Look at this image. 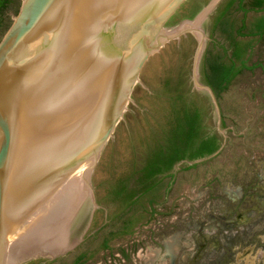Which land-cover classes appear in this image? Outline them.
Listing matches in <instances>:
<instances>
[{
	"label": "water",
	"instance_id": "95a60500",
	"mask_svg": "<svg viewBox=\"0 0 264 264\" xmlns=\"http://www.w3.org/2000/svg\"><path fill=\"white\" fill-rule=\"evenodd\" d=\"M221 1L21 0L0 38V264H47L120 211L102 197L132 149L140 163L153 95L180 66L221 144L169 173L220 151L203 54Z\"/></svg>",
	"mask_w": 264,
	"mask_h": 264
},
{
	"label": "rangeland",
	"instance_id": "374dc122",
	"mask_svg": "<svg viewBox=\"0 0 264 264\" xmlns=\"http://www.w3.org/2000/svg\"><path fill=\"white\" fill-rule=\"evenodd\" d=\"M20 2L7 0L3 27ZM210 13L208 31L215 41L206 44L204 73L224 43ZM229 14L240 23L236 3ZM246 41L255 45L263 68L244 70L216 93L224 114L220 151L165 175L131 207L47 264H264V39ZM169 242L177 246L173 254Z\"/></svg>",
	"mask_w": 264,
	"mask_h": 264
},
{
	"label": "trees",
	"instance_id": "16d2710c",
	"mask_svg": "<svg viewBox=\"0 0 264 264\" xmlns=\"http://www.w3.org/2000/svg\"><path fill=\"white\" fill-rule=\"evenodd\" d=\"M234 1L227 0L218 8L214 27ZM6 4L7 0H0V13ZM263 4L264 0L254 1L257 7ZM9 24L3 27L0 19L2 35ZM209 71L205 82L215 93L222 91L233 75L231 67H223L216 60L210 63ZM187 74L186 68L180 66L173 74L166 75L155 91L153 97L157 99L158 112L150 116L152 122H146V131L140 139V163L132 149L126 176L111 181L102 197L116 204L119 210L131 207L137 196L150 190L156 178L169 173L177 162L206 157L220 146L221 136L209 124L210 104L206 96L190 89ZM131 179L136 185H131Z\"/></svg>",
	"mask_w": 264,
	"mask_h": 264
},
{
	"label": "crops",
	"instance_id": "0c3cea01",
	"mask_svg": "<svg viewBox=\"0 0 264 264\" xmlns=\"http://www.w3.org/2000/svg\"><path fill=\"white\" fill-rule=\"evenodd\" d=\"M227 0H222L218 6L215 8L212 13V18L217 15L218 8L225 4ZM255 0L246 1V0H235L236 8L242 11V19L239 24H234V20L229 19L230 14H228L229 9L234 6V3L228 8L224 15L220 18V21L216 24L215 28L218 27L221 31V37L224 39V43L219 45L221 49V54H218L217 63L223 67H231L233 69V75L225 84V88L228 89L229 85L232 83L235 77H238L244 70H252L254 68H263V62L257 60L254 56V46L251 43L247 42L246 39L254 37L258 42L264 39V4L257 7L254 5ZM253 12L254 18L252 20L246 19V14ZM227 16V18H226ZM257 21L262 22L258 24ZM214 25V24H213ZM214 36H210L209 31L207 32L206 44L208 41L214 42ZM216 38V36H215ZM246 38V39H245ZM228 40V41H227ZM226 42H229V45H225ZM205 44V47H206ZM205 52V49H204ZM204 55V54H203ZM216 58V57H215ZM220 58H225L226 61L222 62ZM214 60V61H215ZM210 64L208 67V72H205L204 75L208 74ZM211 87V86H210ZM224 88V89H225ZM223 89V90H224ZM225 89V90H226ZM213 90V89H212ZM214 92V90H213ZM216 98L217 95L214 92ZM218 104V102H217ZM220 119H223L222 107L218 104ZM167 248L171 254L177 251L176 244L169 242L167 243Z\"/></svg>",
	"mask_w": 264,
	"mask_h": 264
},
{
	"label": "flooded vegetation",
	"instance_id": "af4514ba",
	"mask_svg": "<svg viewBox=\"0 0 264 264\" xmlns=\"http://www.w3.org/2000/svg\"><path fill=\"white\" fill-rule=\"evenodd\" d=\"M257 23H258V24H261L262 22H260V21H257ZM204 80H205V78H204Z\"/></svg>",
	"mask_w": 264,
	"mask_h": 264
}]
</instances>
